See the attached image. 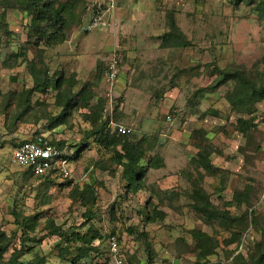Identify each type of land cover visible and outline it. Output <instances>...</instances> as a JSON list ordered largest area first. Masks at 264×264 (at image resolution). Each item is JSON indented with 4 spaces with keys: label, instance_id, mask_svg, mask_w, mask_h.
<instances>
[{
    "label": "rangeland",
    "instance_id": "374dc122",
    "mask_svg": "<svg viewBox=\"0 0 264 264\" xmlns=\"http://www.w3.org/2000/svg\"><path fill=\"white\" fill-rule=\"evenodd\" d=\"M15 1L0 0L6 28H0V247L9 248L5 258L22 246L17 211L36 217L31 236L38 240L26 242L34 250L22 255L25 261L42 257L44 264H72L59 257L60 237L52 231L60 226L94 228L102 235L76 264H113L112 235L120 238L127 264H254L264 253V98L234 108L227 98L234 80L217 82L219 69L240 70L264 90L261 1L116 0L112 15H104L107 24L94 26L95 0H60L70 1L74 16L67 40L52 47L29 42L31 16ZM171 30L187 46L165 43L163 36ZM115 53L119 97L112 102L103 75ZM44 71L53 79L63 77V85L35 92L28 101L33 72L43 79ZM60 94L72 97L74 106L65 122L52 128L51 118L66 103ZM102 99L104 120L129 127L131 141H141L145 167L153 158L159 161L146 167L136 192L126 187L122 167L112 163V149L88 138L99 125L94 126L90 109ZM239 118L254 119L246 134L237 127ZM40 133L64 141L72 154L88 145L71 160V178L32 177L14 162L15 144ZM200 150L221 172L208 174L199 166ZM87 184L97 190L93 219L79 197ZM194 184L213 206L243 217L240 241L226 244L231 239L226 225L196 212ZM237 192L246 202L227 205ZM197 231L212 238L214 252L206 259Z\"/></svg>",
    "mask_w": 264,
    "mask_h": 264
},
{
    "label": "trees",
    "instance_id": "16d2710c",
    "mask_svg": "<svg viewBox=\"0 0 264 264\" xmlns=\"http://www.w3.org/2000/svg\"><path fill=\"white\" fill-rule=\"evenodd\" d=\"M69 2L70 1L60 2V0H16L15 6L26 11L31 16L29 42H32L35 45L44 44L47 47L56 46L65 42L68 38L67 28L70 22L69 20L74 16V8L72 5H69ZM261 4L263 6L262 9H264V1H261ZM4 24L5 16L3 14L0 16V28L6 30ZM172 28L174 31H179L177 25L174 23ZM174 31L171 30L170 32H166L164 34L163 38L165 43L169 44L171 42V44L176 46H187V43L181 40L180 34L178 35L177 32ZM33 74L34 77H36V82L33 88L26 91L28 101L33 93L46 92L51 87L59 90L64 83L63 77L53 79L49 77L46 71L43 72V79L34 72ZM219 75L221 77L217 82L219 85L228 82V80H234L235 82L233 91L227 95L228 100L234 108H238L241 105L246 104L250 105V103L264 98V90L262 88L259 90L256 87L257 85L255 80L246 75L244 72L240 70L230 71L227 69H219ZM62 95H64V100H66L65 104L60 102V105L64 107V111L60 115L51 118L52 128L65 122V119L71 114V108L74 106L72 103V97H69L67 94H60L59 96ZM105 104L106 100L102 99L90 109L94 126H96V122L98 121L99 125L93 128V131L88 134V138L93 137L96 142H99V144L103 147H109L112 149V163L122 167V179L125 181L126 187L136 192L140 189V182L145 176L147 170L146 167H156V164H158L159 161L155 160L153 162V158L145 167L143 164V160L145 159V150L141 141L132 142L129 138V134L118 135L109 129V119L104 120V112L106 111ZM253 124V118H239L237 127L240 132L246 134L249 132ZM21 142H23V140L16 143L15 148ZM54 143L59 146H65L64 141L55 140ZM86 148H88V145L84 144L76 152H73V154L70 155V159L74 160L75 158H78ZM197 162L199 166L202 167L208 174L221 172L218 167L214 166L210 156L201 150L197 154ZM26 172L32 177H40L35 176L31 170L26 169ZM44 178L50 181H55L60 177L59 175H55L54 177L49 175ZM70 182L72 181L70 180ZM79 197L81 199V204L86 206V216L89 219H93L95 217V213L92 208L97 202V190L94 185H85V187L79 192ZM192 197L194 199L192 206L196 212L202 214L209 222L216 220L224 223L227 229H229L231 239H226V244H232L233 242L241 240L243 231L240 223L243 217L232 215L229 209L221 211L213 206L212 201L206 196V193H202L196 188V184H194L193 187ZM245 199L246 198L243 192H237L234 196V200L231 203L229 202L227 205H232L233 203L240 206L246 202ZM14 214L18 225L23 228V234L20 237L22 246L19 251L12 253L10 259H6L4 256L9 248L7 246H1L0 264H44V259L42 257L29 261L22 259V255L31 253L34 250L33 247H27L26 242H37L38 240L36 237L31 236V232L34 231L36 217L23 216L17 211H15ZM255 224H258L257 221ZM84 225H87V223ZM78 229L79 228L74 227L71 231H68L58 226L53 227L52 231V234L60 237V241L56 244V247L59 250V257L71 262L72 264H76L78 261L88 257L93 250L92 247H94L95 240L102 238V235L94 228H89L86 232L79 231ZM262 229L264 230V228ZM196 237L200 242L199 245L203 248V257L205 259L208 258V256L214 252V245L210 242L212 238L202 231H197ZM73 244H75V246L77 244L81 246L72 248ZM239 257H242V255L236 256V260ZM261 261H264V253H262L258 259H255L254 264H261ZM207 263L224 264L223 262L211 263L209 261H207Z\"/></svg>",
    "mask_w": 264,
    "mask_h": 264
},
{
    "label": "built area",
    "instance_id": "2783aa9c",
    "mask_svg": "<svg viewBox=\"0 0 264 264\" xmlns=\"http://www.w3.org/2000/svg\"><path fill=\"white\" fill-rule=\"evenodd\" d=\"M115 5L116 0H95L94 26L107 24V21L104 20V15H112ZM119 63V55L115 53L104 69L103 83L105 84L106 97L111 99L112 102L119 97L115 91L119 79ZM108 126L113 133L118 135L131 133L129 127L114 120H110ZM70 155H72V151L68 145L59 146L46 135L38 134L23 140L14 149L13 160L25 169L31 170L35 176L46 177L50 175L54 177L59 175L60 178L67 179L72 177ZM109 245L112 263L127 264L126 252L117 235L109 237Z\"/></svg>",
    "mask_w": 264,
    "mask_h": 264
},
{
    "label": "crops",
    "instance_id": "0c3cea01",
    "mask_svg": "<svg viewBox=\"0 0 264 264\" xmlns=\"http://www.w3.org/2000/svg\"><path fill=\"white\" fill-rule=\"evenodd\" d=\"M45 135V134H44ZM47 136V135H46ZM48 138H50L52 141H55L53 138H51L50 136H47ZM25 140V139H24ZM44 178V177H42Z\"/></svg>",
    "mask_w": 264,
    "mask_h": 264
}]
</instances>
